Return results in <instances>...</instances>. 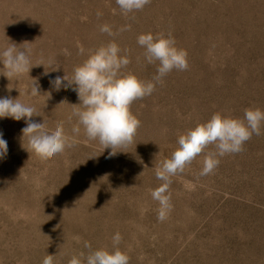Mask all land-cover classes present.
<instances>
[{
    "label": "rangeland",
    "instance_id": "obj_1",
    "mask_svg": "<svg viewBox=\"0 0 264 264\" xmlns=\"http://www.w3.org/2000/svg\"><path fill=\"white\" fill-rule=\"evenodd\" d=\"M105 24L114 35L100 31ZM146 33H171L189 67L133 102L141 122L134 141L109 157L83 126L72 132L77 94L50 80L71 77L89 50L110 41L127 50L125 72L152 80L157 64L137 43ZM11 43L31 49L33 67L19 78L0 75V98L33 106L40 114L33 119L49 130L63 122L77 143L41 161L27 151L24 120L0 118L8 144L0 159V264H42L48 254L68 264L87 254L86 242L111 250L116 233L129 264H264V127L210 174L200 172L213 146L172 176L163 220L151 196L162 183L155 169L180 135L216 112L242 118L245 109L264 110V0H151L127 15L116 0H0V50ZM34 80L38 96L30 95Z\"/></svg>",
    "mask_w": 264,
    "mask_h": 264
},
{
    "label": "clouds",
    "instance_id": "obj_2",
    "mask_svg": "<svg viewBox=\"0 0 264 264\" xmlns=\"http://www.w3.org/2000/svg\"><path fill=\"white\" fill-rule=\"evenodd\" d=\"M151 0H116L121 12L125 15L143 10ZM101 15V13H97ZM129 30L127 27L121 31ZM102 33L114 35L111 28L105 24L100 28ZM137 43L144 48V57L149 64H157L156 75L152 80L145 81L134 73L125 72L130 63L127 50H123L115 41L102 44L94 50H89L87 58L73 69L69 77L56 76L50 84L59 91L62 87L72 88L76 92L79 103L72 104V115L77 118V125L72 132L79 134L80 126L88 140H98L105 149H111L109 157L117 155L118 149L131 145L140 127V120L131 112L134 101L150 96L157 84H162L164 78L174 69L186 71L189 67L187 51L177 47L175 38L168 33L153 35L140 34ZM11 43L7 48L0 50V65L3 66V75L8 80L29 74L31 63V49ZM79 54L85 49L78 45ZM64 55H70L67 49L62 50ZM52 61H49L51 66ZM43 65V64H40ZM39 66V65H38ZM44 66V65H43ZM60 66L52 71H58ZM49 71H45L47 74ZM11 90V89H9ZM30 95H40L39 85L34 80ZM34 116H40L33 106L23 103L18 98L10 96L0 98V118H11L15 121L24 120L26 126L22 128V137L28 139V152H32L41 161H46L66 148L73 147L77 140L75 136L65 133L63 122L49 130L43 122H37ZM71 119V117H70ZM264 127V110L259 108L245 109L242 118L223 115L220 112L212 114L206 122L198 123L178 137V147L171 157L165 159L155 169V174L161 186L151 191V196L161 205L159 219L165 218V212L170 210V197L165 193L171 183V177L182 173L198 156L205 154L206 149L214 147L205 155L200 175L210 174L220 163L219 158L228 154L243 151L244 144L253 134L259 136ZM8 152L7 141L0 132V159ZM142 174V173H141ZM79 240V237H74ZM111 250L105 247L88 249L74 255L68 264H129V256L118 247L121 236L116 233ZM42 264H54V255L44 257Z\"/></svg>",
    "mask_w": 264,
    "mask_h": 264
}]
</instances>
